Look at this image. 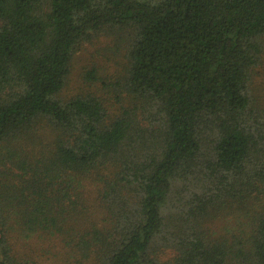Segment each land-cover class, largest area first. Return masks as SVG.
<instances>
[{
	"label": "trees",
	"instance_id": "obj_1",
	"mask_svg": "<svg viewBox=\"0 0 264 264\" xmlns=\"http://www.w3.org/2000/svg\"><path fill=\"white\" fill-rule=\"evenodd\" d=\"M0 264H264V0H0Z\"/></svg>",
	"mask_w": 264,
	"mask_h": 264
},
{
	"label": "rangeland",
	"instance_id": "obj_2",
	"mask_svg": "<svg viewBox=\"0 0 264 264\" xmlns=\"http://www.w3.org/2000/svg\"><path fill=\"white\" fill-rule=\"evenodd\" d=\"M112 41L110 36L101 34L77 48L72 59L70 79L65 89L68 94H75L83 89H94L93 83L84 79V72L88 69L96 67L102 77L111 76L109 72H113L114 68L108 61L110 51L107 48L113 43Z\"/></svg>",
	"mask_w": 264,
	"mask_h": 264
}]
</instances>
